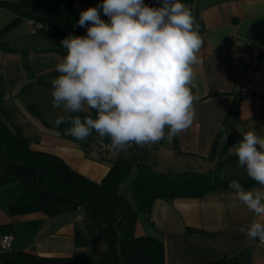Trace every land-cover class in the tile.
Masks as SVG:
<instances>
[{"label": "crops", "instance_id": "obj_1", "mask_svg": "<svg viewBox=\"0 0 264 264\" xmlns=\"http://www.w3.org/2000/svg\"><path fill=\"white\" fill-rule=\"evenodd\" d=\"M72 3L88 9L97 7L103 0H72ZM186 6L192 11L203 40L197 54L198 63L193 66L195 79L191 90L196 97L193 102L195 116L191 126L172 140L167 138L166 128L165 137L159 141L158 152L153 157L142 154L159 171L216 172L218 169L220 174L250 179L245 168L239 166L233 146L243 139L239 130H255L264 136V0H190ZM14 15L10 7L0 3V36L6 31L23 30V24L38 27L22 17L16 25L4 30ZM100 15L108 21L102 9ZM14 49L17 47L0 42L2 65L10 59ZM30 52L22 54L23 57L18 55L23 59L19 62L23 69L26 68L24 58L28 64L31 55L42 53ZM6 66L7 63L0 69V76L8 70ZM1 81L0 107L12 91H8L9 84ZM244 86L249 88L246 94L241 92ZM30 105L26 103L27 107ZM226 120L232 121L230 140L223 146L222 138L216 145ZM40 124L41 131L37 135L40 138L33 141L32 148L54 153L94 181L104 177L110 167L107 158L94 159L86 152L95 144L85 139L87 143L82 146L67 129L45 122ZM141 148L145 150L146 146ZM243 187L249 191L261 186L253 181ZM23 191L19 182L0 187V238L5 234L12 236L9 252L71 256L76 250L74 235L76 227L80 226L77 217L81 211L75 210L74 216L70 212L55 216L41 211L11 213L10 203ZM232 192L224 188L198 197L158 198L148 213L138 215L134 234L160 238L164 246V264H207L221 257L231 258L223 264H264V244L246 235L252 221L264 222V217H257ZM0 264L4 263L0 260Z\"/></svg>", "mask_w": 264, "mask_h": 264}, {"label": "clouds", "instance_id": "obj_2", "mask_svg": "<svg viewBox=\"0 0 264 264\" xmlns=\"http://www.w3.org/2000/svg\"><path fill=\"white\" fill-rule=\"evenodd\" d=\"M78 26L86 27L87 34L61 41L66 52L55 68L59 75L50 81L53 107L70 114L58 117L56 126L70 123L67 133L79 141L95 130L109 137L116 151L157 143L166 127L172 140L191 126L193 66L203 40L181 0H159L158 7L144 0H103L80 13ZM86 109L83 117L71 115ZM239 131L243 139L233 146L238 164L261 187L245 191L237 180L228 187L251 212L264 217V136ZM246 235L264 242V222L253 220Z\"/></svg>", "mask_w": 264, "mask_h": 264}, {"label": "trees", "instance_id": "obj_3", "mask_svg": "<svg viewBox=\"0 0 264 264\" xmlns=\"http://www.w3.org/2000/svg\"><path fill=\"white\" fill-rule=\"evenodd\" d=\"M189 1L181 0L185 5ZM0 3L10 7L15 14L4 30L25 17L36 26L40 25L39 28H45L47 35L54 40L62 41L70 35L87 34L84 27L78 26L80 13L86 9L74 6L72 0ZM144 3L151 7L159 6V0H144ZM24 64L28 69L25 58ZM93 115L95 118V110ZM231 125L232 121L224 122L216 145L222 138L223 146L229 142ZM103 140L111 144L107 136ZM99 142L93 149L97 148ZM79 143L83 146L87 141ZM128 148L131 150L128 155H119V151L114 157L102 156L107 158L110 167L97 182L54 153L32 148L29 140L0 116V187L19 182L24 188L23 194L10 203L11 213L41 211L55 216L69 209L81 211L77 217L80 226L76 227L74 235L76 250L71 256L46 257L22 251L9 252L8 248L0 249V260L4 264H164L163 241L156 236L134 234L140 213H148L158 198L198 197L229 188L232 180H237L242 186L253 183L251 179L220 174L218 169L216 172L193 169L159 171L145 160L135 144ZM93 149H86V152L90 155ZM130 172L133 174L129 188L131 202L122 191V183ZM92 243L104 246L96 256L82 249L90 247ZM230 259L221 257L207 264H223Z\"/></svg>", "mask_w": 264, "mask_h": 264}, {"label": "rangeland", "instance_id": "obj_4", "mask_svg": "<svg viewBox=\"0 0 264 264\" xmlns=\"http://www.w3.org/2000/svg\"><path fill=\"white\" fill-rule=\"evenodd\" d=\"M34 27V28H33ZM26 26L23 24V30L6 31L4 35L0 36V42H6L17 49L12 50L9 60L4 61L3 65L0 63V69L7 63L8 70L0 76V84L3 81L10 86L8 97H5L4 104L0 107L4 119L8 120V124L15 128L19 133L25 135L30 142V146L34 145L33 141L39 139L38 132L41 131V122L51 124L55 128H70L68 122H64L59 126L55 125V120L60 116H65L66 119L69 113L65 112L63 107H53L52 86L50 81L56 78L59 74L55 71L56 65L63 59V52L65 49L61 46V41L52 39L47 35L45 28H36L34 25ZM16 31V32H15ZM87 31V28H86ZM25 49H28L27 51ZM31 49L42 52L40 54L31 55L28 59V70L21 68L22 54H31ZM20 53V54H19ZM61 56V59L59 58ZM23 57V56H22ZM23 64V63H22ZM45 69V70H44ZM44 70L45 72H42ZM4 77V79H3ZM14 91V92H13ZM7 93L5 94V96ZM26 103L31 104L30 107ZM19 109V110H18ZM94 110H91L92 116ZM88 114V110L79 114L81 117ZM167 128V127H166ZM165 128V129H166ZM104 136H100L95 130L86 138L92 145L102 141ZM111 142V139L107 137ZM160 143L146 144V149L143 150L141 146H137L139 152H144L149 157H153L157 151V146ZM31 146V147H32ZM95 146V145H94ZM147 151V153H146ZM127 151H121L119 155H128ZM133 174L130 172L122 183V191L124 196L131 202L129 192L130 183ZM65 212H70L75 215V210L69 209ZM103 245L92 243L90 247L82 248L89 251L93 256L98 255L103 250Z\"/></svg>", "mask_w": 264, "mask_h": 264}, {"label": "built area", "instance_id": "obj_5", "mask_svg": "<svg viewBox=\"0 0 264 264\" xmlns=\"http://www.w3.org/2000/svg\"><path fill=\"white\" fill-rule=\"evenodd\" d=\"M40 27V25H37ZM249 91V88L247 86H244L241 89V92L243 94H246ZM119 153V151L114 150L111 147V144L109 142H106L104 140L100 141L97 148L90 151V155L94 159H100L102 156H116V154ZM260 241V240H259ZM262 244L264 242L260 241ZM12 243V236L10 234H5L0 238V249H8L10 248Z\"/></svg>", "mask_w": 264, "mask_h": 264}]
</instances>
